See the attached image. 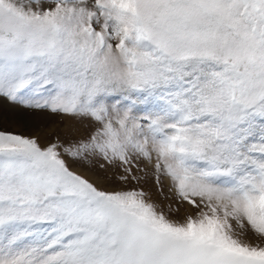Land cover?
Listing matches in <instances>:
<instances>
[{"label":"snow or ice","instance_id":"obj_1","mask_svg":"<svg viewBox=\"0 0 264 264\" xmlns=\"http://www.w3.org/2000/svg\"><path fill=\"white\" fill-rule=\"evenodd\" d=\"M0 264H264V0H0Z\"/></svg>","mask_w":264,"mask_h":264},{"label":"rangeland","instance_id":"obj_2","mask_svg":"<svg viewBox=\"0 0 264 264\" xmlns=\"http://www.w3.org/2000/svg\"><path fill=\"white\" fill-rule=\"evenodd\" d=\"M14 131L22 132L25 135H28L29 133L25 131L23 128H15Z\"/></svg>","mask_w":264,"mask_h":264}]
</instances>
